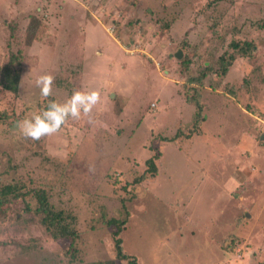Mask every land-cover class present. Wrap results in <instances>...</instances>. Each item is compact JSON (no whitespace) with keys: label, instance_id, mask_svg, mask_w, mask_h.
I'll return each mask as SVG.
<instances>
[{"label":"rangeland","instance_id":"1","mask_svg":"<svg viewBox=\"0 0 264 264\" xmlns=\"http://www.w3.org/2000/svg\"><path fill=\"white\" fill-rule=\"evenodd\" d=\"M245 40L247 54L232 46ZM11 54L17 93L2 85ZM43 73L55 77L49 99L99 91L91 123L22 137L17 122L47 104ZM5 184L23 196L0 208V264H128L109 222L126 217L119 236L138 264H264V0H0ZM34 190L75 215L76 239L47 234Z\"/></svg>","mask_w":264,"mask_h":264},{"label":"trees","instance_id":"2","mask_svg":"<svg viewBox=\"0 0 264 264\" xmlns=\"http://www.w3.org/2000/svg\"><path fill=\"white\" fill-rule=\"evenodd\" d=\"M37 31V25L32 26L30 28V32L32 34L33 40L34 34ZM30 43V42H29ZM232 46L235 49L241 50L243 54H247L250 52L252 48V42L249 41H233ZM20 55L11 54V57L8 63L2 68L3 73V87L7 90L13 91L17 93L19 91V85L21 81V74H22V62L20 61ZM229 59H234L233 55L229 56ZM221 62V72L224 74L228 70V66L230 62L226 63V60L222 56L220 59ZM204 78V75H200L197 77H191V83H198ZM189 98L192 102H194L196 106V113L194 118V125L199 126L200 122L203 120V103L201 101V92L198 88H195L192 93H188ZM46 106V105H45ZM44 109V108H43ZM148 168L147 171L154 175L157 171V166L153 159H148L147 161ZM145 178V175L140 176V178H136L135 181L137 182L142 181ZM18 191V187L15 184H5L0 189V208L2 204L6 201L8 195L13 194V197H21L23 196V192ZM34 195L37 198V206H36V214H38L39 222L44 227L47 234L54 238H66L69 237L71 239H76L78 237V232L76 228V217L74 214H70L65 212L62 209H55L53 205L48 200V195L44 190H34ZM2 209H0V212ZM128 216V215H127ZM127 218V217H126ZM116 219L111 218L109 222L113 223L116 227L114 230L115 236V249H116V258L117 260H129L128 264H138L137 258L135 256H131L128 254L123 246V240L119 236V233L122 231L123 225L127 223V219ZM87 264H117L116 259H107L102 261H93Z\"/></svg>","mask_w":264,"mask_h":264},{"label":"clouds","instance_id":"3","mask_svg":"<svg viewBox=\"0 0 264 264\" xmlns=\"http://www.w3.org/2000/svg\"><path fill=\"white\" fill-rule=\"evenodd\" d=\"M55 77L50 73H43L36 77L35 85L47 104L39 113L30 118L17 122L22 137L31 140H40L46 136H53L61 131L62 126L69 118L80 120L87 117L92 122L93 108L100 102L98 90H74L64 102L49 99L53 95Z\"/></svg>","mask_w":264,"mask_h":264},{"label":"water","instance_id":"4","mask_svg":"<svg viewBox=\"0 0 264 264\" xmlns=\"http://www.w3.org/2000/svg\"><path fill=\"white\" fill-rule=\"evenodd\" d=\"M176 57H181L182 56V53L181 51H178L176 54H175Z\"/></svg>","mask_w":264,"mask_h":264}]
</instances>
